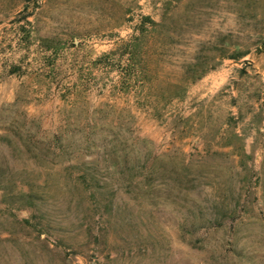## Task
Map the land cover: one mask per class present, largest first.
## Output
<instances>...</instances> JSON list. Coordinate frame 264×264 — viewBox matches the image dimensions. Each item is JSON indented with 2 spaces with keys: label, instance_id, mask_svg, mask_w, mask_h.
I'll return each instance as SVG.
<instances>
[{
  "label": "rangeland",
  "instance_id": "1",
  "mask_svg": "<svg viewBox=\"0 0 264 264\" xmlns=\"http://www.w3.org/2000/svg\"><path fill=\"white\" fill-rule=\"evenodd\" d=\"M0 264H264V0H0Z\"/></svg>",
  "mask_w": 264,
  "mask_h": 264
},
{
  "label": "trees",
  "instance_id": "2",
  "mask_svg": "<svg viewBox=\"0 0 264 264\" xmlns=\"http://www.w3.org/2000/svg\"><path fill=\"white\" fill-rule=\"evenodd\" d=\"M230 58H232V59H236V56H231Z\"/></svg>",
  "mask_w": 264,
  "mask_h": 264
}]
</instances>
